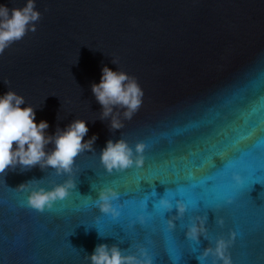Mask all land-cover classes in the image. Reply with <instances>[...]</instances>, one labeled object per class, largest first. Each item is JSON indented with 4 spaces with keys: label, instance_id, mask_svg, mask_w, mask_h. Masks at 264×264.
<instances>
[{
    "label": "water",
    "instance_id": "obj_1",
    "mask_svg": "<svg viewBox=\"0 0 264 264\" xmlns=\"http://www.w3.org/2000/svg\"><path fill=\"white\" fill-rule=\"evenodd\" d=\"M25 3L0 0L10 9ZM36 8L41 13L36 31L0 55V94L12 90L23 96L35 108L37 122L49 123V134L83 119L89 128L85 140L97 139L93 151L75 160L76 188L51 212L21 210L19 205L27 208L28 193L15 188L26 182L50 188L67 180V174L37 165L23 172L6 170L0 177V261L89 264L85 256L98 244L138 254L142 245L151 250V240L159 253L153 264H173L166 255L169 239L163 222L162 230L142 232L138 217L143 215L148 226L161 215L168 220L176 215L173 196L187 203L192 186L199 185L205 190L196 195L206 206L224 209L216 218L208 211L213 246L217 237L228 238L234 231L236 264H264V184L250 187V172L264 165V0H36ZM105 65L134 77L144 93L131 119L117 109L124 125L118 130L110 128L109 118L101 119L102 107L91 91ZM121 138L133 148L148 140L162 162L150 164L146 174L135 166L123 175L108 173L100 151L109 139ZM186 151L190 155L180 158ZM223 153L226 166L208 177L210 186H205L203 177L214 163L211 155ZM197 163L202 167L196 178L189 177ZM233 174L242 177V187ZM141 175L147 180L185 179L190 186L169 194L154 181L157 196L151 197L145 181L140 190ZM121 185L135 198L119 196L113 202L120 209L118 218L100 213L93 205L99 190ZM164 196L172 200L171 212L153 207ZM229 196L231 205L225 203ZM196 217L204 216H193L189 206L174 221L175 231L186 237ZM186 244L195 253H186L180 264H201L197 257L210 240L201 236L198 245Z\"/></svg>",
    "mask_w": 264,
    "mask_h": 264
},
{
    "label": "clouds",
    "instance_id": "obj_2",
    "mask_svg": "<svg viewBox=\"0 0 264 264\" xmlns=\"http://www.w3.org/2000/svg\"><path fill=\"white\" fill-rule=\"evenodd\" d=\"M41 13L36 8V0H26L22 7L9 8L0 4V55L16 41L23 39L29 32L36 31ZM112 63L116 64L113 60ZM99 83L91 85V91L96 101L101 105V119L109 118L110 128L121 129L123 121L117 109L123 110L124 119H131L143 102V90L134 77L123 71L112 70L105 65L101 70ZM88 121L75 119L63 129L57 128L54 134H49V123L46 120H36V110L28 105L25 98L8 90L0 94V177L6 170L27 171L39 165L41 169L52 168L59 174H67L68 179L50 188L33 185L26 182L15 189L27 191V205L39 212L51 209L57 201L65 200L76 188L73 167L76 158L85 151H93L96 135L85 140L89 132ZM51 145V148L49 146ZM144 142L129 145L124 139L106 141L100 151V162L108 173L121 172L135 166L143 165ZM237 184L242 183L239 174H233ZM120 193L114 187H103L99 190L93 205L100 213L110 215L113 219L120 216V209L113 202L119 199ZM164 212H171L172 200L161 197L154 204ZM188 206L177 199L175 201L176 215L167 220L169 229L175 228L174 221L182 218ZM141 223L145 217L140 215ZM221 226L223 218L217 219ZM210 240V246L203 249L198 256L201 264L211 257L210 264H233L228 252L236 237L230 232L228 238L217 237L214 246L207 235L206 217H196L187 226L186 237L199 243L200 237ZM89 264H153L152 257L140 247L138 254L122 250L118 245L101 243L95 246L91 254H86Z\"/></svg>",
    "mask_w": 264,
    "mask_h": 264
},
{
    "label": "snow or ice",
    "instance_id": "obj_3",
    "mask_svg": "<svg viewBox=\"0 0 264 264\" xmlns=\"http://www.w3.org/2000/svg\"><path fill=\"white\" fill-rule=\"evenodd\" d=\"M250 138H252V137H250ZM144 144L146 145L145 150L143 152L144 163H143V167H140L139 169L141 170L142 173L146 174L147 169L150 166V164L159 165L162 161L159 159V157L153 151L152 143L149 144V141L145 140ZM195 151H196V148L194 147L192 149V154H194ZM200 151H204V149L201 147ZM149 154H151V156H152L151 160L149 158ZM189 155H190V153H188L186 151L184 156L180 157V158H187ZM224 155H225V153H223V154H212L211 155V158L209 159V161H213L214 163L211 164V171L209 172V174L203 177V178H205V186H210V181L207 179L208 177L212 176L216 171H218L219 169L226 166L224 163V160H222V156H224ZM167 162L169 164L172 163L171 160H169ZM201 167H202V163H197L196 167L189 170L188 176L192 177V178H196L195 173ZM128 170H130V169L121 171L119 173H120V175H123V174H126V172ZM258 171H264V165H262L259 170H254V171L250 172V176L253 177L250 187L252 186V184H255V183L264 184V175H257ZM141 181H145L152 188L151 193H146L148 196H151V197L157 196V193L155 191L154 181H159L160 184L165 185L166 186L165 193H169V194L174 193L177 190L178 186H184V187L190 186L189 181L185 180V179H172L169 181H162L159 177H154L151 180H147L144 178V175H141V177L138 181V184H139L140 190H142V191H144V190L141 186ZM4 184H5V181H4ZM243 184H244V182L242 181V183L237 184V186L242 187ZM192 187H193V194L191 195V197L186 198L187 203L185 202V199L177 198L175 196H173V199H175V201L177 199L182 200L188 207L191 206L192 211H193V216L197 215V214H202L204 217H206L207 235L209 236L211 225L209 224L208 211L210 210L216 218L218 213H221L222 211H224L223 206H221V205L206 206L204 203V200L199 198V196L196 195V193H202L205 190V188L201 187L199 185H195ZM117 191L120 193V197L123 196L125 200L133 199V198H135V195H136V193L128 191L124 185H121L119 187V189H117ZM249 192L250 191H247L245 189V195L246 196H248ZM148 201L149 200H147V199L144 201V206L146 208H148ZM233 202H234V200H233L232 196H229L225 201V203L229 204V205H231ZM120 206L121 207L124 206L123 201H121ZM18 207L21 210L32 209L28 205H27V208H25L23 205H19ZM53 207H54V205H53ZM53 207L51 209H47V210L49 212H51ZM32 210H35V209H32ZM201 210H203V211H201ZM35 211L39 212L37 210H35ZM44 212H39V213H44ZM161 221L163 222V225L165 226L163 228V230L161 229ZM140 226H141L142 232L151 230L152 228H155L157 230H162L163 232H167L169 243H168V246L166 249V255L171 258V260L173 261V264H180L182 258L185 256L186 253H195L193 251L192 245L186 244V240L192 241L197 245L199 244L196 241L191 240L187 237L182 238L181 233H183V232H177V231H175V229H169L168 224H167L166 215H161L160 217L154 219L153 223L150 226L146 225L145 223L141 224ZM150 244H151V250L150 251L148 248H146L142 244H140V245H142V247L148 252V254L152 257V261L154 262V259L157 256H159V253L157 252L155 246L151 243V240H150ZM228 252L230 253V255L232 257L233 253L231 250V246L229 247ZM197 259H198V257H197ZM0 264H3V262L0 261ZM13 264H15V262H13ZM20 264H33V262L21 260ZM233 264H236V262L234 260H233Z\"/></svg>",
    "mask_w": 264,
    "mask_h": 264
}]
</instances>
